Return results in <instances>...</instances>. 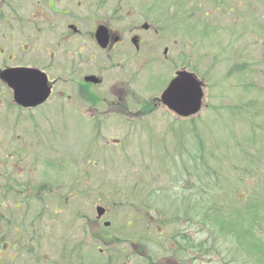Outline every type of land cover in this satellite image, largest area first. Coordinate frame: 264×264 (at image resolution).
Here are the masks:
<instances>
[{
  "label": "rangeland",
  "instance_id": "374dc122",
  "mask_svg": "<svg viewBox=\"0 0 264 264\" xmlns=\"http://www.w3.org/2000/svg\"><path fill=\"white\" fill-rule=\"evenodd\" d=\"M226 2V5L219 6L213 1L209 5L204 0L200 1L203 10L219 12L212 19L214 33L204 30L206 37L203 33L197 34V41L195 37L191 40L194 50L185 48L179 52L180 47L167 42L172 48L167 55L168 61L144 73V77H138L137 92L142 102L152 100L162 93L161 88L176 70L184 67L195 70L207 84L206 97L202 113L194 118L192 124L184 125L189 128V135L197 133L202 140L211 141L223 138L224 144L231 139L246 148L249 145L250 153L264 161V126L257 116L261 112L260 103H264V82L259 75L261 70L264 73V0ZM236 2H239L238 8L228 15L227 9L230 10ZM237 12L240 21L239 26L234 28L233 18ZM238 35L248 38L235 41L236 49L245 54L243 57L250 64V71L242 76L231 71L241 60L229 61L231 53L224 52L223 44L226 39ZM252 36H257V40ZM163 52L162 47L158 52L161 61L166 57ZM247 85L251 87L250 91L246 90ZM3 92L6 93L4 98L1 97ZM11 98L7 89L0 85V195L3 196L4 189L1 187L7 184L8 177L19 184L26 183L29 190H22L24 194L19 197V188L13 185L16 188L14 192L5 196L6 204L0 208V215L3 220L9 218L16 223L9 239L15 234L17 238L13 241L19 240L21 246L13 253V250H7L11 246L7 243L0 251V257H5V264H39L36 256L54 262L71 241L87 244L84 245L88 260L85 264H99L100 252L95 249L97 244L92 241V236L105 221L110 222L112 228L122 225L127 215L131 214L135 220L138 213L130 210L133 196L143 192L150 184L154 188L159 186L160 182L156 179L159 171L153 165L155 157L164 148V144L160 143L171 144L170 130L180 128L181 121L163 109L134 120L112 119L104 126L103 137L98 142L90 120L83 117V105H70L64 100L57 104L55 100L58 98L54 97V101H49L42 108L22 114L15 109L9 114ZM236 105L247 114L250 110L248 124L235 115L233 108ZM17 117L21 118L20 121ZM249 129L252 135H258L254 144L249 140ZM118 141L120 145L115 146ZM8 169L13 170L14 176L8 175ZM171 177L160 178L162 188L170 189ZM262 179L264 167L255 180ZM46 183H53L54 187L49 197H45L46 193L43 196L39 194L45 200H40L30 209L24 208L25 204H15L16 200L28 194L37 196L36 188L45 189L43 185ZM259 184L264 188V180ZM241 189L240 196H245L247 190ZM263 193L264 190L261 195ZM97 205L107 208L108 214L103 223L96 219ZM149 227L147 221L141 219L133 228H120L116 237H129L140 242L146 228H153L149 240L156 238L155 232L162 233L158 228L155 231V227ZM6 230L3 225L2 232ZM124 244L117 241L108 250L118 252L121 247H128ZM133 245H129L130 248ZM30 249L32 252H29ZM163 261L164 264H174L167 259Z\"/></svg>",
  "mask_w": 264,
  "mask_h": 264
},
{
  "label": "flooded vegetation",
  "instance_id": "af4514ba",
  "mask_svg": "<svg viewBox=\"0 0 264 264\" xmlns=\"http://www.w3.org/2000/svg\"><path fill=\"white\" fill-rule=\"evenodd\" d=\"M200 1L0 0V85L12 97L11 89L1 82L4 71H39L51 86L50 98L43 105L54 97L57 104L63 100L70 105L79 103L84 106V110L80 107L83 117L101 121L100 127L112 119L134 120L164 110L154 101L153 108L141 112L137 78L166 63L171 44L180 47L179 52L194 50L191 40L195 37L197 41L198 28L214 33L212 19L219 12L203 10ZM212 1L219 6L227 3L204 0L208 5ZM238 6L236 2L227 9L228 15ZM238 15L233 18L236 27ZM236 40L241 41L226 39L224 52L230 51L231 62L241 60L236 67L245 66ZM162 47L163 61L158 57ZM259 75L264 82L263 70ZM89 76L96 81L87 80ZM13 109L27 110L12 97L8 113Z\"/></svg>",
  "mask_w": 264,
  "mask_h": 264
},
{
  "label": "trees",
  "instance_id": "16d2710c",
  "mask_svg": "<svg viewBox=\"0 0 264 264\" xmlns=\"http://www.w3.org/2000/svg\"><path fill=\"white\" fill-rule=\"evenodd\" d=\"M197 32L203 33L204 37L207 35L199 28ZM244 65L233 68L232 73L238 71L236 75H244L250 70L247 63ZM246 87L250 91L251 87ZM263 104L262 101L261 112L257 114L262 121ZM144 106L147 109L148 103L145 102ZM236 106L233 108L235 115L248 124L250 110L247 114ZM141 112L146 113L147 110ZM192 121L194 118L183 123L190 125ZM183 123L180 128L170 130V145L160 143L164 144V148L157 153L153 164L159 171L156 178L160 182L159 186L154 188L150 184L143 192L133 196L129 209L138 213L135 220L130 214L122 225L112 228L100 225L97 233L92 236V241L97 244L95 249L101 253L99 264H164V259L174 264H264V193L261 195L264 188L259 184L264 179L255 180L263 170L264 161L250 153L249 145L246 148L231 139L224 144L223 138H219L220 141L202 140L197 133L191 136L189 128ZM93 124L97 133L95 138L99 142L103 137L100 136L101 121ZM250 133L249 140L253 143L257 137ZM249 140L247 139L248 143ZM8 175L14 176L13 170L8 169ZM165 176H172L169 180L170 189L161 187L163 182L160 178ZM6 183L1 187L4 189L3 196L0 195L1 209L6 204L5 196L16 189L13 185L19 188V197L24 194V189L26 192L29 190L26 183L19 184L10 177ZM43 186L46 188H36L37 196L28 194L16 200L15 204H25L24 208L30 209L40 200H45V197L51 195L54 186L53 183ZM241 187L247 190L245 196H240ZM44 193L45 197L40 198L39 194L43 196ZM141 219L146 220L150 227H155V231L157 228L162 230V233L155 232L156 238L149 240L153 229L149 227L150 229H145L146 234L140 242L129 237L122 239L119 236L122 240L116 237L120 228H133ZM3 225L7 227L5 233L2 232ZM15 226V222H11L9 218L3 220L0 215L1 252L7 243L11 245L7 250L11 249L13 253L21 246L19 240L13 241L17 238L15 234L9 239V233ZM117 241L126 243L124 245L128 247H121L118 252L109 251ZM132 241L137 245H133ZM70 242L63 247L57 261L42 260V257L36 256L37 261L39 264H85L88 260L84 245L87 244ZM129 245H133V249ZM0 264H5V257H0Z\"/></svg>",
  "mask_w": 264,
  "mask_h": 264
},
{
  "label": "water",
  "instance_id": "95a60500",
  "mask_svg": "<svg viewBox=\"0 0 264 264\" xmlns=\"http://www.w3.org/2000/svg\"><path fill=\"white\" fill-rule=\"evenodd\" d=\"M1 75V79L12 88L14 100L19 106L37 107L50 97L51 88L43 73L32 69H10ZM87 80L96 81L95 77H87ZM178 80L184 82L187 87L179 94H170L173 85ZM203 86V81H200L194 73L186 70L178 71L174 80L162 94L160 101L179 117L191 118L199 114L202 109L205 94ZM104 212L105 209L98 208L99 216H103Z\"/></svg>",
  "mask_w": 264,
  "mask_h": 264
},
{
  "label": "snow or ice",
  "instance_id": "6c2138e0",
  "mask_svg": "<svg viewBox=\"0 0 264 264\" xmlns=\"http://www.w3.org/2000/svg\"><path fill=\"white\" fill-rule=\"evenodd\" d=\"M187 85L182 81H177L176 84L173 85L172 92L170 94H179L183 91Z\"/></svg>",
  "mask_w": 264,
  "mask_h": 264
}]
</instances>
